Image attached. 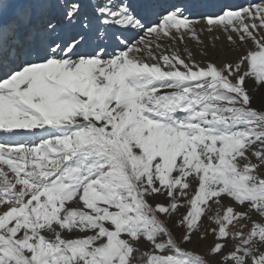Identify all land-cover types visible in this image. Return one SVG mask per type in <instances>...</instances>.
<instances>
[{"label":"snow or ice","instance_id":"obj_1","mask_svg":"<svg viewBox=\"0 0 264 264\" xmlns=\"http://www.w3.org/2000/svg\"><path fill=\"white\" fill-rule=\"evenodd\" d=\"M0 264H264V0H0Z\"/></svg>","mask_w":264,"mask_h":264},{"label":"rangeland","instance_id":"obj_2","mask_svg":"<svg viewBox=\"0 0 264 264\" xmlns=\"http://www.w3.org/2000/svg\"><path fill=\"white\" fill-rule=\"evenodd\" d=\"M198 31H199V27H198ZM202 36H203V38H202ZM208 37H209V34L206 33V32L201 34V38L205 39L206 43L209 42L208 41ZM165 43H168V42L165 41ZM186 46L189 49H192L193 51H195L197 49V45L195 44L194 41H192L191 43H190V41L187 42ZM208 50H209L210 56H213V58H215L217 60H223L225 58L232 59V58H234L237 55L235 52L229 51L227 49L226 42L223 40V36L222 35H221V40L216 42V52L215 53L212 52L211 46H209ZM225 53H227V55H225ZM197 59H201V57L199 55H197Z\"/></svg>","mask_w":264,"mask_h":264},{"label":"bare ground","instance_id":"obj_3","mask_svg":"<svg viewBox=\"0 0 264 264\" xmlns=\"http://www.w3.org/2000/svg\"><path fill=\"white\" fill-rule=\"evenodd\" d=\"M203 35H204V34H203ZM202 38H203V36H202ZM189 41H190V43L192 42V40H190V39L187 40V42H189ZM187 42H186V45H187ZM180 46H181V48H182V47H184L185 45H180Z\"/></svg>","mask_w":264,"mask_h":264}]
</instances>
